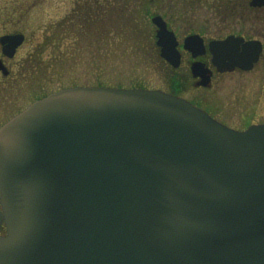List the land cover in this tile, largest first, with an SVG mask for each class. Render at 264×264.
<instances>
[{"label":"water","instance_id":"obj_1","mask_svg":"<svg viewBox=\"0 0 264 264\" xmlns=\"http://www.w3.org/2000/svg\"><path fill=\"white\" fill-rule=\"evenodd\" d=\"M24 41L3 35V54ZM215 46L222 71L245 67L233 39ZM0 199V264H264V125L238 132L162 91L66 89L1 129Z\"/></svg>","mask_w":264,"mask_h":264},{"label":"rangeland","instance_id":"obj_2","mask_svg":"<svg viewBox=\"0 0 264 264\" xmlns=\"http://www.w3.org/2000/svg\"><path fill=\"white\" fill-rule=\"evenodd\" d=\"M242 12L245 0H0V37L26 35L16 57L5 58L9 76L0 73V128L35 101L66 88L186 85L187 60L178 70L167 66L151 18L162 15L182 41L190 34L248 32L253 21ZM260 76L259 68L226 75L204 91L228 126L244 130L260 120Z\"/></svg>","mask_w":264,"mask_h":264},{"label":"flooded vegetation","instance_id":"obj_3","mask_svg":"<svg viewBox=\"0 0 264 264\" xmlns=\"http://www.w3.org/2000/svg\"><path fill=\"white\" fill-rule=\"evenodd\" d=\"M233 15L236 12H232ZM243 16L246 17L249 21H253V25L249 26L248 32H236L233 31L225 37H211L207 38L205 35H201L204 40V52L199 54L198 58H194L193 54L189 51L184 50L183 44L179 46L182 55V62L179 68H173L169 64H167L171 69L178 70L183 66V63L187 60V67L184 75L188 78V84L180 85L179 82L172 83L171 87L165 90L167 93L184 98L191 102L196 107L205 110L212 117L217 119L218 121L226 124V122L222 119L220 115H216L212 110L211 102L208 101L206 96L204 95V91L211 89L214 87L216 81L220 80L223 76L241 73V74H251L256 70H260L261 74V85H262V95H264V3L260 6H255L252 4V0H245V12H242ZM234 35L237 37H242L245 42H250L253 44L255 51L258 52L257 60L251 65V67L247 70H242L241 68H235L232 71H222L220 67H218L214 61V56L209 49V43L212 40H223L227 36ZM5 59V58H4ZM199 61L202 65V70L199 71V77H194L191 71V65L193 62ZM206 77H209L210 83L207 85L204 84ZM186 78V80H187ZM183 80L182 78H180ZM180 81V80H179ZM191 87V88H190ZM195 88L199 90V93L194 95L190 94L187 96L188 91ZM262 99L260 100V103ZM220 114V113H219ZM256 116L260 118V120H253L249 125L255 124H264V106L260 108V112L256 113ZM255 116V117H256ZM227 125V124H226ZM247 127V128H248ZM0 210L2 207L0 205ZM6 233L5 223L0 224V235H4Z\"/></svg>","mask_w":264,"mask_h":264}]
</instances>
